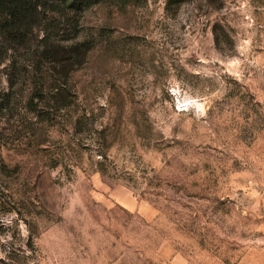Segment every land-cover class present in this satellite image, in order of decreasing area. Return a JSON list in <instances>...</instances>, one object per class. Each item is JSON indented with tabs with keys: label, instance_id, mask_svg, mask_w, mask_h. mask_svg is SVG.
Masks as SVG:
<instances>
[{
	"label": "rangeland",
	"instance_id": "rangeland-1",
	"mask_svg": "<svg viewBox=\"0 0 264 264\" xmlns=\"http://www.w3.org/2000/svg\"><path fill=\"white\" fill-rule=\"evenodd\" d=\"M76 20L67 106L0 65V264H264V0Z\"/></svg>",
	"mask_w": 264,
	"mask_h": 264
},
{
	"label": "trees",
	"instance_id": "trees-1",
	"mask_svg": "<svg viewBox=\"0 0 264 264\" xmlns=\"http://www.w3.org/2000/svg\"><path fill=\"white\" fill-rule=\"evenodd\" d=\"M101 1L0 0V65H4L8 89L25 84L31 92L27 100L31 105L33 98L43 90L48 80V87L54 91L55 99L58 97L60 100V106H67V101L60 93L61 87L67 81L75 58L86 48H83L84 41L68 47L59 45L65 39L56 38L52 41L53 33L73 30L75 34L78 14ZM36 29L41 33L37 38L34 32ZM212 33L217 47L219 40L213 30ZM34 39H37L35 43ZM4 168L1 165L0 169Z\"/></svg>",
	"mask_w": 264,
	"mask_h": 264
},
{
	"label": "crops",
	"instance_id": "crops-1",
	"mask_svg": "<svg viewBox=\"0 0 264 264\" xmlns=\"http://www.w3.org/2000/svg\"><path fill=\"white\" fill-rule=\"evenodd\" d=\"M236 264H248V263H247V261H245V260H240V261H238Z\"/></svg>",
	"mask_w": 264,
	"mask_h": 264
}]
</instances>
